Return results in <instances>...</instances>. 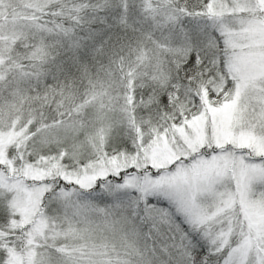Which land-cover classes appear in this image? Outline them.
Instances as JSON below:
<instances>
[{
  "label": "snow or ice",
  "instance_id": "1",
  "mask_svg": "<svg viewBox=\"0 0 264 264\" xmlns=\"http://www.w3.org/2000/svg\"><path fill=\"white\" fill-rule=\"evenodd\" d=\"M0 264H264V0H0Z\"/></svg>",
  "mask_w": 264,
  "mask_h": 264
}]
</instances>
